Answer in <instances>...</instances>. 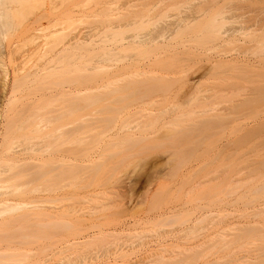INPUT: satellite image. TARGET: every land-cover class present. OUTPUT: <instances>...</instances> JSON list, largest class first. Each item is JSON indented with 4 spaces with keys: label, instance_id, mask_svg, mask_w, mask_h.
Here are the masks:
<instances>
[{
    "label": "rangeland",
    "instance_id": "374dc122",
    "mask_svg": "<svg viewBox=\"0 0 264 264\" xmlns=\"http://www.w3.org/2000/svg\"><path fill=\"white\" fill-rule=\"evenodd\" d=\"M81 1L28 0L10 26L4 27L0 18V170L3 184L15 178L22 184L18 192L0 188V201L29 203L2 214L0 220L32 212L27 223L34 225L40 219L33 212L39 211L43 222L56 224L52 236L43 231L41 236L8 237L0 252L19 258L14 262L8 257L9 264H264V211L255 215L264 208L260 38L250 41V36L236 31L242 27L236 22L226 26L224 35L246 39L247 54L211 50V44L199 38L201 28L184 29L181 21L203 0H103L102 6L95 2L97 7L94 0ZM220 1L222 7L237 6V0ZM145 2H157L149 6L156 17L138 23L142 40L125 41L126 58L116 65L129 66L131 73L119 83L112 79L115 83L103 92L84 93L87 78L78 76L93 74L84 68L98 60L89 47L74 50L75 56L61 64L64 72L57 81L27 76L40 73L51 58V53H44L51 31L61 34L52 44L77 45L95 36L115 43L114 32L137 25L113 29L110 20L112 24L104 25L107 6V19H131L136 11L149 9ZM89 4L99 7L92 8L95 13ZM104 6L107 11L100 10ZM102 11L104 17L98 16ZM233 13L238 12L227 14ZM127 32L126 36L134 34ZM153 37L156 42L150 41ZM153 63L159 65L153 69ZM102 72L95 80L98 85L109 82ZM71 76H77L76 81H69ZM146 81L156 90L148 93L153 86ZM132 83L142 87L134 91ZM40 102H49L46 109ZM38 105L42 113L36 114L43 118L37 116L30 126L29 117ZM16 116L14 126L6 128ZM44 118L50 120L39 126ZM140 120L153 123L143 128ZM124 121L141 125L145 132L153 126L142 134L149 138L113 136L114 127ZM58 125L62 126L56 130ZM167 130L173 135L163 138ZM54 132L57 136L51 137ZM40 169L51 172L33 179ZM211 211L232 212L234 221L246 217L257 224L225 230L229 220L195 235L182 232Z\"/></svg>",
    "mask_w": 264,
    "mask_h": 264
},
{
    "label": "bare ground",
    "instance_id": "6f19581e",
    "mask_svg": "<svg viewBox=\"0 0 264 264\" xmlns=\"http://www.w3.org/2000/svg\"><path fill=\"white\" fill-rule=\"evenodd\" d=\"M24 1H28V0H0V18L2 19V24L4 27L10 26V24L12 23L13 18L15 16V13L16 12L18 13V10L21 9ZM76 1H78V0H76ZM97 1L101 2V3H98V4H100V6L104 5L102 3L103 0H94L93 3L95 4V2H97ZM74 2H75V0H74ZM82 2L84 4V3L88 2V0H86V1L82 0L81 3ZM105 2L107 3L106 0H105ZM220 2H221L220 0H203L201 5H198L197 8H195L193 10L190 9V10H192L191 14L187 15L186 18L181 19V21L184 25V29L185 28L190 29V27H191L193 30L196 31V29L199 30L201 28V31L199 30L201 33V35H199L200 36L199 38H201L200 40L203 39L204 40L203 42L205 44H211V50L218 51V52H220L221 55H222V53H221L222 51L223 52L240 51V53H246L249 49V46L247 45L248 42L246 39L238 37L236 34L229 35L227 37L224 35V33L226 32V26L228 24L239 22L242 25V27L240 30H236V31H238V33H240L241 35L250 36L251 37L250 41H253L254 39L260 38V40H258V43H262L261 46L264 47V0H237V3L235 4L237 6H230V7H225V6L222 7V5H220ZM145 3H147V2H145ZM156 3L152 2V4H150V5L148 3L147 4H148V7L152 6V5L154 7L155 6L154 4H156ZM83 4H80V6L82 5V7H83ZM78 5H79V3H78ZM90 6H92V5H90ZM94 6L97 7L96 4ZM94 6H92L90 8L91 12H94L99 8L98 7L96 9ZM106 6H104L103 9L100 8V10H103V11H105V10L107 11L108 9L111 10L109 8L110 7L109 5L107 6L108 9L106 8ZM148 7H146V8H148ZM92 8H94L96 10H94ZM104 8H106V9L104 10ZM142 8H143V6H142ZM51 9H53V8H51ZM144 9H145V7L143 8V10H141V12H139V10H138V12L136 11V14L135 13L131 14V15H133L132 18H131V15L130 16L128 15V17L131 19L111 17L112 18V20H111V18L107 19V17H110L108 15H109V13H111V11L108 10L107 11V12H109L108 14H104L105 12L103 13V11L101 13L96 12L99 14L98 16H100V14H101L102 17H104V15L106 17V15H107V17L104 18V21L106 20V22H104L103 24L106 25V23H108L109 20L111 22L113 21L112 26H114V27L109 25V23L112 24L111 22L108 23V25L113 29H115L117 27H122L124 25H126V26H130V24L137 25V26L134 25L136 29L134 27H131V29L118 30L119 32H117L118 34H116V35H115L116 32H114L113 37H114V40L116 38L115 43L111 40H107L104 38H99L97 40L96 39L97 37L95 36V38H93V37L91 38V41L80 42V43L78 42L77 45H73L72 43H68V42L62 43L60 45H59V43H53L52 44L51 40L55 39L56 37H59V35H61V34L57 30L51 31L49 34L46 35L45 44H44V46H46L44 53L45 54L51 53L52 54L51 58L41 68L40 73L37 72L35 74H30L27 76L29 77V76L33 75L39 79L40 78H45V79L47 78L51 81L52 80L57 81L61 77L62 73L64 72V71L61 72V70H60L61 64L66 63L65 62L66 59H69V58L75 56L74 50L79 48V47H89L90 51L96 53V56H98V60H94L95 62L93 64L92 68H87V67L84 68L85 72L91 69L93 74L86 72V74L81 73V75L78 76L79 80L82 79V77H83V79H86V78L88 79V80L86 79L87 85L85 86L86 89H84L85 90L84 93L87 94V91H88V94H87L88 96H94V94H98V93L103 92L104 89L109 88L115 82L119 83L121 81V77L123 75L131 73L129 71L131 69V68H129V66H126V65L117 66L116 65V63L121 62V61L125 60V58H126L122 55L124 50L128 49V46H126L125 41H129L130 44H136L137 43L136 39L142 40L140 38V34H139L140 31L138 33L139 28H141L140 25L144 24L145 18H148V19L151 18L152 19L153 17H156L155 15L151 16L152 13L150 11L153 8L149 7V9H145V10ZM234 9L238 13H233L231 16H228L227 13H229L232 10L234 11ZM100 10H98V11H100ZM102 13L104 15H102ZM94 15H96V14H94ZM110 15H113V11H112V14H110ZM229 18H232V19H229ZM128 20H129V22H128ZM123 21H127L126 24H124ZM101 22H103V19H101ZM114 22H115V25H114ZM138 23H140V25ZM51 27H54V25L52 24ZM129 30L134 31V34L132 36H126V34L128 33L127 31H129ZM197 33H198V31H197ZM231 33H234V32H231ZM115 36H117V37H115ZM161 36L163 37L164 35L161 34ZM202 36H203V38H202ZM129 39H134V40L132 41ZM150 41L156 42L157 37L151 38ZM139 44H141V42H139ZM233 45H238L239 47L236 48ZM162 46L167 47V46H170V44H163ZM158 48H162V47L158 46ZM144 52L147 55L148 54L150 55V53H151L150 51H147V50H145ZM233 60L238 61L237 57L233 58ZM92 62H93V60H92ZM155 63L151 64L150 67H154L153 69H155V66L159 65L158 63L156 65H154ZM215 64H217V61L214 63V66H215ZM98 69H100V70H98ZM97 70L99 71V74L101 73V71H103L101 74V75L105 74V75H103V78H104V76H107L105 79H108L109 82L106 83V85H105V83H104V85H102L103 83H101V82H100L101 84L98 82L99 83V85H98V84H96L97 81L95 83L96 79L99 80L97 77L99 75V74H97L98 73ZM72 77H74V76H71L69 78V81L71 79H73V81H76L77 76L74 77L75 79ZM112 79H114V81L115 80L116 81L114 82ZM66 80H68V79L66 78ZM127 80H128V78H127ZM156 80H158V79H156ZM104 81L105 80H103V82ZM154 82H158V81H154ZM57 83L62 84L63 82H57ZM142 83L143 82H141V84ZM146 83H148V82L146 81ZM148 84H147V89L146 90L144 89L145 92L147 90H149L148 89L150 87L149 85H152L153 83H151L149 85ZM158 84H159V82H158ZM137 85H139V83ZM160 85H159V87H160ZM131 86L133 87L134 84L132 83ZM152 86H153V88H150V90L151 89L152 90L151 91L149 90L148 93L156 90L154 88V86L156 87V85H152ZM139 87H137L135 85L131 89L136 88V90H139ZM144 87H146V86H143V88ZM166 88H169V86H167ZM164 89H165V87H164ZM164 89H162V90L164 91ZM95 90H97V91L95 92ZM136 90L134 89V91H136ZM140 92H141V90H140ZM145 92H143L144 95L147 93V92L146 93ZM145 96L147 97V95H145ZM91 100H94V99H91ZM49 102H51V101H49ZM49 102H46V103H49ZM46 103H41V102L39 103V105L44 106V107H41L42 110L46 109L45 108ZM136 103H137V101H136ZM39 105H38V109H36V111H34V114L29 117V120L31 121L29 123L30 126L34 125V123L42 115L41 114L42 112L40 111L41 108L39 109V107H40ZM38 111L41 112V113H39L40 115L36 114V113H38ZM137 112H139V111H137ZM37 116H39V117H37ZM40 118H43V117L41 116ZM132 119L134 120L133 122H135L136 119H134V118H132ZM16 120H17V116L15 117L14 120H12V121L9 120L6 124V128H8V126H9L10 127L9 129H11L14 126ZM45 120L47 121L50 119H46V118L41 119L40 122L38 123L39 126H42L40 124H41V122H43V124H44ZM138 121H139V119H138ZM153 122H151V123H153V125H154V124H156L155 122H157V120L154 119ZM132 123H130V125H129L128 121H127V123L124 121L123 123H121L120 126L116 125L114 127L116 130L112 135L115 137H125L126 138L125 140H140V138H142V139L149 138V137H147V135L144 136L142 134L149 132L150 131L149 129L151 127L153 128V126H151L152 125L151 123H146V125H145L144 124L145 122L143 123V120L140 122V123L144 124V125H142L143 128H145L144 126L148 127V124H151V125H149L151 127L149 129L147 128V132H145V130L143 128H141V125H139V124L131 126ZM58 126L59 127H57L56 130H59L62 125H58ZM142 130H144V132H142ZM167 132H168V130H167ZM5 134H7V130L5 131L4 135ZM169 134H171V133L168 132V135H166L164 133V136L163 135L162 136H163V138L164 137L167 138L168 136L173 135V134H171V135H169ZM47 135H48V133H47ZM49 135L51 137H56L57 133L54 132V133H50ZM151 135H149V136H151ZM15 167H16V165L14 166V168ZM47 171L51 172V170H47ZM47 171L41 170V169L36 171L33 174V179L36 180V179L44 178L45 176L50 174V172L48 173ZM2 174H3L2 170H0V182H2L0 185V188H2V187L8 188V189L12 188L14 192L21 191V185H22L20 183L21 179L15 178V181H11L10 183L3 184L5 179H3ZM51 176H53V175L51 174ZM10 180H13V178ZM28 205H29V203H24V202L13 203V202H10L9 199H5L3 202L0 201V216L6 212L15 211L17 209L24 208ZM254 211H256V210H254ZM263 211H264V208L262 207V210L257 211L255 213V215L259 216ZM33 213L35 214L34 218L40 219V223L37 222L34 225L27 223V221L30 219L29 217H27V214H32V212L20 213V214H17L16 216H14L12 219L3 218L0 220V249L3 247L4 243L6 242L5 239L8 237L41 236L43 234V231H44V233H45V231H47V233L48 232L51 233L50 234L51 236L54 235L53 232H54V229L56 228V224H51V223L48 224V223L43 222V219H42L43 214L41 215V213L39 211L33 212ZM233 215H234V213H232V212H229V213L227 212V213L220 215V214H217V213H214L213 211H211V212L205 213L201 217L197 218L192 224H190L186 228H184L182 230V232L185 235H187V234L195 235L201 231L206 230V228L208 229V225H212V224H223L224 225L229 220H231V223H228V226L225 224V226H224L225 230L226 229H238V228L242 229V227H247V226H251V225L253 226V225L257 224V222L248 221L246 217H245L246 219L244 218V220H242V221H240V220L234 221L233 220L234 218H232ZM242 217L243 216H238V219L242 218ZM206 223H208V224H206ZM226 243H225V245H226ZM229 244L230 243L228 242L227 245H229ZM4 247H5V245H4ZM6 253L7 252H3V253L0 252V264H9V262L6 260L8 257L12 258V261H14V262L19 261V260H17L19 258H15V255L8 254V253H7L8 255H6ZM21 261H23V260H21ZM21 261H20V263H21Z\"/></svg>",
    "mask_w": 264,
    "mask_h": 264
}]
</instances>
